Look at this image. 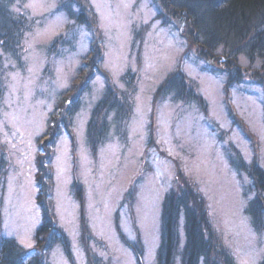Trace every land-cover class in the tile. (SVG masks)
Listing matches in <instances>:
<instances>
[{
	"label": "rangeland",
	"instance_id": "rangeland-1",
	"mask_svg": "<svg viewBox=\"0 0 264 264\" xmlns=\"http://www.w3.org/2000/svg\"><path fill=\"white\" fill-rule=\"evenodd\" d=\"M83 1L96 16L89 24L79 22L74 0L13 7L28 30L22 61L5 57L0 71L2 235L30 257L42 255L35 233L49 203L61 237L45 263L88 264L90 250L105 264H157L163 204L179 162L238 264H259L264 236L245 214L251 183L231 158L237 151L264 169V85L248 76L228 85L220 63L196 60L177 31L162 27L151 0ZM238 61L256 70L245 56ZM181 73L202 104L161 91ZM109 93L126 115L113 109L99 142L89 125Z\"/></svg>",
	"mask_w": 264,
	"mask_h": 264
},
{
	"label": "trees",
	"instance_id": "trees-1",
	"mask_svg": "<svg viewBox=\"0 0 264 264\" xmlns=\"http://www.w3.org/2000/svg\"><path fill=\"white\" fill-rule=\"evenodd\" d=\"M17 1L0 0V71L5 57L22 61L28 21L24 15L14 11ZM151 1L157 8V20L162 27L177 31L189 43L187 52L196 51V60L220 63L222 68L218 71L228 76V85L244 84L246 76L252 83L264 85V0ZM74 4L81 8L79 22L89 24L90 16L96 19L95 14L86 12L83 0H74ZM240 56H245L256 66L253 73L240 66ZM178 75L179 78L175 76L170 79L167 89L161 91L164 94L171 92L175 100H194L202 104L203 100L194 84L182 73ZM117 95L122 98V95ZM113 109H118L119 119L126 115L124 105H117L113 95L109 93L93 111L95 118L89 125V131L95 132L96 141L101 142L107 135L110 128L108 118ZM101 118H104L102 125H97V120ZM235 152L231 158L232 166L239 171L240 177L246 176L251 183L245 190L247 200L252 198L245 214L254 230L264 236V169L256 160L248 165L241 154ZM176 165V184L163 204L157 264H238L231 247L228 248V242H225V236L213 224L202 191L186 176L181 164L178 162ZM2 174L0 169V176ZM56 224L48 203L43 224L35 233V243L42 246V255L61 237V230ZM63 244L68 252L64 239ZM127 244L140 259V253H143L130 242ZM28 253L15 239L4 237L0 232V264H47L42 255L30 257ZM87 254L88 264H105L97 255L93 256L90 250H87ZM259 264H264V257Z\"/></svg>",
	"mask_w": 264,
	"mask_h": 264
}]
</instances>
